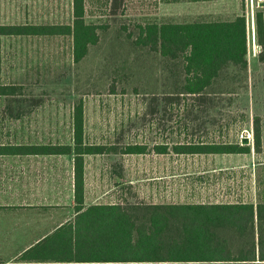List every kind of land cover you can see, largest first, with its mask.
I'll use <instances>...</instances> for the list:
<instances>
[{
  "label": "rangeland",
  "instance_id": "obj_1",
  "mask_svg": "<svg viewBox=\"0 0 264 264\" xmlns=\"http://www.w3.org/2000/svg\"><path fill=\"white\" fill-rule=\"evenodd\" d=\"M258 11L264 15V0H87V21L104 28L99 44L78 63L70 36L0 37V83L17 88L16 94L0 97V141L70 142L73 106L80 98L85 101L90 141L118 148L141 143L152 150L158 143L244 138L253 146L252 121L260 116V154L160 156L150 148L144 155L107 152L98 156L94 171L107 189L125 173L136 189L122 185L124 196L153 201L149 180H135L168 168L173 178L167 180L173 181L157 180V188H168L167 199L181 201L187 173L215 163L242 165L245 170L237 168L228 186L238 193L251 192L256 202V178L264 189V46L257 36ZM238 15L246 17L248 69L225 71L206 99L170 94L177 91L181 68L164 66L156 53L133 43L139 25L233 20ZM72 21V0H0V23Z\"/></svg>",
  "mask_w": 264,
  "mask_h": 264
},
{
  "label": "trees",
  "instance_id": "obj_2",
  "mask_svg": "<svg viewBox=\"0 0 264 264\" xmlns=\"http://www.w3.org/2000/svg\"><path fill=\"white\" fill-rule=\"evenodd\" d=\"M179 1V0H170ZM198 1V0H191ZM71 23H0V37L70 36L73 58L81 62L101 41L102 26L87 21V0H72ZM258 41L264 46V15L256 13ZM132 34H129V39ZM154 52L178 74L175 96L206 99L230 68L248 69L245 15L233 20H195L139 25L133 41ZM263 51L261 52V56ZM16 85L0 83V97L16 94ZM114 92V91H113ZM74 145H41L34 153H75L74 216L25 250L18 264H264V189L257 179L258 201L148 203L110 201L85 204V154L117 152L118 147L85 143V101L73 106ZM262 119L252 121L253 146L239 141L158 143L159 154L251 153L263 151ZM147 144H128L123 153H146ZM10 150L0 147L1 153ZM263 189V190H262Z\"/></svg>",
  "mask_w": 264,
  "mask_h": 264
},
{
  "label": "crops",
  "instance_id": "obj_3",
  "mask_svg": "<svg viewBox=\"0 0 264 264\" xmlns=\"http://www.w3.org/2000/svg\"><path fill=\"white\" fill-rule=\"evenodd\" d=\"M230 127L227 124L226 129ZM225 129V130H226ZM72 137L70 142H31V141H0V147L10 151L0 152V264H18L19 256L34 245L40 239L51 233L64 222L70 220L75 211V153L45 154L34 153L28 148L41 145H74V113L72 117ZM206 141L213 140H193ZM85 143L93 145L116 146L112 143H95L90 141L86 130L85 115ZM141 144V143H133ZM169 144V143H166ZM128 145V144H127ZM173 144H169L171 147ZM125 147V146H124ZM122 147V148H124ZM122 148L115 151H106L99 154H85V204L106 203L110 201H123L129 197L124 196L125 189L122 185L128 184V188L136 189L134 181H126L125 173L120 175L121 181L109 189L103 187L99 172L95 173V165L99 162L98 156L107 152L123 153ZM150 148V147H149ZM254 151V150H252ZM251 151V153H252ZM150 152L159 154L150 148ZM251 153H197V154H176L184 156H207V155H233ZM255 153V152H254ZM125 155H144L146 153H123ZM256 154V153H255ZM209 164V163H207ZM216 164V163H215ZM205 165L201 170L187 173L185 198L179 201L167 199L168 188L162 192L157 188V180H163L164 184L171 183L173 174L168 168H156L152 175L147 178H138L135 182L149 180L152 185L149 194L153 201L139 200L148 203H219L234 201H258V187L256 178V198L253 201L251 192L238 193L233 191L228 184L233 177L245 168L242 165L216 166ZM245 170V169H244ZM158 171V172H157ZM103 173V171H102ZM102 175V174H101ZM97 176L91 186V179ZM94 180V179H93ZM124 181V182H123ZM127 182V183H126ZM251 190L250 187L248 190ZM116 190V191H115ZM249 190V191H250ZM124 191V192H123ZM132 201V202H138Z\"/></svg>",
  "mask_w": 264,
  "mask_h": 264
}]
</instances>
